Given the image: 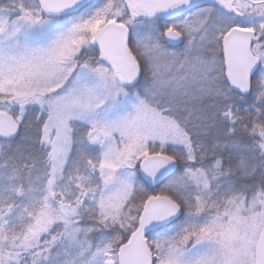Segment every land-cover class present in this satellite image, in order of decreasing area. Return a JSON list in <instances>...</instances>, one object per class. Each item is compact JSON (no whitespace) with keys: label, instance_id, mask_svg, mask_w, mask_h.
Returning <instances> with one entry per match:
<instances>
[{"label":"snow or ice","instance_id":"1","mask_svg":"<svg viewBox=\"0 0 264 264\" xmlns=\"http://www.w3.org/2000/svg\"><path fill=\"white\" fill-rule=\"evenodd\" d=\"M0 264H264V0H0Z\"/></svg>","mask_w":264,"mask_h":264}]
</instances>
